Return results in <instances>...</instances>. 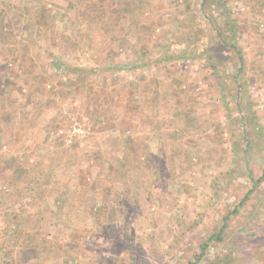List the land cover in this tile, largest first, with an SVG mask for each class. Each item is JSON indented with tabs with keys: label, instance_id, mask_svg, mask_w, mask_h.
Masks as SVG:
<instances>
[{
	"label": "rangeland",
	"instance_id": "1",
	"mask_svg": "<svg viewBox=\"0 0 264 264\" xmlns=\"http://www.w3.org/2000/svg\"><path fill=\"white\" fill-rule=\"evenodd\" d=\"M0 264H264V0H0Z\"/></svg>",
	"mask_w": 264,
	"mask_h": 264
},
{
	"label": "trees",
	"instance_id": "2",
	"mask_svg": "<svg viewBox=\"0 0 264 264\" xmlns=\"http://www.w3.org/2000/svg\"><path fill=\"white\" fill-rule=\"evenodd\" d=\"M17 239L19 242L23 241L24 243H21L20 246L24 248H27V250H32L30 253L31 254H36L37 253V245H32L34 239H27L23 237V232L18 231L16 235ZM220 239V237H219ZM21 240V241H20ZM29 253V252H28ZM28 258V257H27Z\"/></svg>",
	"mask_w": 264,
	"mask_h": 264
}]
</instances>
